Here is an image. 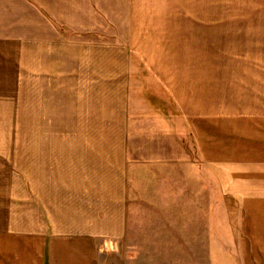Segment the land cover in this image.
I'll list each match as a JSON object with an SVG mask.
<instances>
[{
	"label": "rangeland",
	"instance_id": "374dc122",
	"mask_svg": "<svg viewBox=\"0 0 264 264\" xmlns=\"http://www.w3.org/2000/svg\"><path fill=\"white\" fill-rule=\"evenodd\" d=\"M36 1L34 38L58 29L80 39L84 75L80 88H12L0 77V208L29 193L31 134L80 133V152H68L80 159V182L59 190L82 204L63 224L106 232L125 224L117 231L143 248L129 263L264 264V0L163 13L142 0L134 16L155 26L141 30L126 27L128 0H111L115 29L90 0ZM94 2L108 11L107 0ZM29 8L0 0L4 35L29 36ZM7 56L0 72L11 73ZM117 195L129 217L102 219Z\"/></svg>",
	"mask_w": 264,
	"mask_h": 264
},
{
	"label": "crops",
	"instance_id": "0c3cea01",
	"mask_svg": "<svg viewBox=\"0 0 264 264\" xmlns=\"http://www.w3.org/2000/svg\"><path fill=\"white\" fill-rule=\"evenodd\" d=\"M112 1L113 5L117 2ZM157 1L160 6L158 12L162 13L169 11L170 7H173V11L174 7H184L180 10L187 12L191 10L188 7L207 4V0ZM90 2L91 11L98 13L99 17L102 15L105 22L103 26L115 29L116 24L110 18L111 0L106 2L109 6L107 12L100 6L97 7L94 0ZM140 2L142 0H128L130 16L126 27L129 29L141 30L155 26L151 24L153 21L147 18L134 16V13L141 12L138 9L142 5ZM208 4L211 5V0H208ZM29 7V36L23 35L19 31L20 28L11 37H7L0 30V61L6 62L7 55L11 58L8 60L12 61L11 73L1 71L0 77H10L6 81H10L12 88H80V78L84 75L80 70V39L71 43L58 29H54L55 34L44 35L41 41L37 40V37L35 39L38 28L37 1L29 0ZM194 19L201 23V27H207L202 24L207 21L198 20L197 16ZM42 23L55 28L51 22ZM39 53H43L44 57H40ZM26 65L27 85L24 80ZM38 77H46L47 83L37 86L34 80ZM3 85L5 83L2 79L0 86ZM31 135L29 141L32 143L28 145L31 154L28 170L29 193L24 197H11L12 203L7 205L12 204V207L0 208V264H136L129 263L135 259L132 254L142 252L143 248L141 245L140 250L134 249V246L129 244L131 242L123 238L127 233L117 231L124 229L125 224L116 223L118 229L106 232L92 227L86 228L80 223L70 226L61 222L73 220L71 215L74 213L80 214L82 201H70L66 192L65 195L60 192L70 188V179L71 183L80 182V159L72 158L73 156L68 154L69 150L80 152V133ZM53 141L77 143L57 145L51 143ZM76 157H79L78 154ZM19 181L20 177L17 182ZM76 187L80 188V185ZM97 203L100 205L102 202L97 199ZM25 204L28 206L27 211H22L19 206ZM107 204L115 206L108 213L111 215L102 219L121 222L129 217L127 212L123 213L128 204L126 197L117 195L113 200L109 198ZM75 219L80 222V218Z\"/></svg>",
	"mask_w": 264,
	"mask_h": 264
}]
</instances>
